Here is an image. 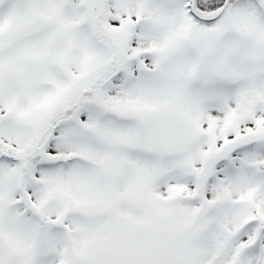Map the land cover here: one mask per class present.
<instances>
[{"label": "snow or ice", "instance_id": "6c2138e0", "mask_svg": "<svg viewBox=\"0 0 264 264\" xmlns=\"http://www.w3.org/2000/svg\"><path fill=\"white\" fill-rule=\"evenodd\" d=\"M0 264H264V0H0Z\"/></svg>", "mask_w": 264, "mask_h": 264}]
</instances>
